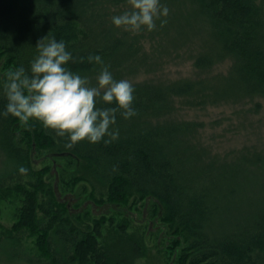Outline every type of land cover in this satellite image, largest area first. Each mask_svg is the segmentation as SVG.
Here are the masks:
<instances>
[{
  "label": "trees",
  "instance_id": "obj_1",
  "mask_svg": "<svg viewBox=\"0 0 264 264\" xmlns=\"http://www.w3.org/2000/svg\"><path fill=\"white\" fill-rule=\"evenodd\" d=\"M160 4L169 10L161 17L167 23L161 27L157 20L151 32L133 34L112 24V17L128 10L127 0H0V57L6 64L0 65V153L15 165L7 178L16 181L5 185L0 180V206L8 198L15 202L14 223L3 242L16 255L25 233L34 238L46 264H134L146 246L126 234L128 222L121 220L113 229L114 219L108 222L105 213L92 218L91 208L83 205L92 200L121 213L129 197L137 195L167 224L173 246H182L176 264H264V154L241 153L220 162L193 142L201 123L170 119L176 101L206 108L264 98V0ZM45 36L65 43L76 61L66 67L88 77L92 86L104 66L117 81L156 73L176 59L190 61L197 74L132 84L136 115L124 119L117 114L110 131L118 130V139L105 144L106 136L66 148L67 137L39 122L24 125L2 115L6 73L23 67L31 75L37 42ZM89 55H99L103 64L89 63ZM226 60L231 61L226 75L210 73ZM113 106L97 98V107ZM37 149L67 161L74 176L65 169L61 178L71 177L63 185L70 193L92 174L106 184V200L92 191L85 199L75 193L73 211L47 180L50 174L44 179L49 168L36 171L31 165L30 153ZM21 167L26 175L20 174ZM256 187L260 192L248 198L246 191ZM104 229L110 240L105 241Z\"/></svg>",
  "mask_w": 264,
  "mask_h": 264
},
{
  "label": "rangeland",
  "instance_id": "obj_2",
  "mask_svg": "<svg viewBox=\"0 0 264 264\" xmlns=\"http://www.w3.org/2000/svg\"><path fill=\"white\" fill-rule=\"evenodd\" d=\"M148 47L149 45L146 44V48ZM0 59V65L5 66L3 57H0ZM230 67L231 61L226 60L216 65L210 73L212 75H226ZM196 74L197 72L190 61L176 59L164 64L162 69L156 73H141L134 78L126 80L131 82V84H136L150 80L170 81L179 78H195ZM256 104L259 105L257 111ZM170 119L201 123L202 127L198 129L193 142L199 143L200 147L208 150L211 157L217 156L220 162L232 161L241 153L249 155L253 153L264 154V98H256L252 102L221 104L206 108H189L183 105L181 101H176V110L170 116ZM48 154L49 152L47 151L32 150L30 153L31 165L36 171L46 167L49 168V172L44 176V179L50 174V179L47 178V180L51 181L52 187L55 185L60 199L65 200L66 205L70 206L73 211L77 206L72 199L75 193L80 198L85 199V196L90 195L88 193L92 191L96 198L101 195H103V199L106 198V184L98 181L92 174L87 175L84 181L74 186L73 192L70 193L68 188L63 185L65 183L66 186L70 182L71 177L73 178L74 174H70L73 170L69 168L66 160L48 158ZM14 167L15 165L7 162L0 153V180L3 179L5 185L16 183L15 180L11 181V179L7 178L10 172L14 170ZM76 167H78V164ZM65 169L68 172L67 175L71 177H67L62 181L61 171ZM27 180L28 178L24 179L25 182ZM247 185H244V187L247 188ZM84 188L86 189V194L84 193ZM258 189L256 187L252 192L246 191L248 198L253 199L251 194L259 193L260 190ZM137 198V195L129 197L128 204L122 209L121 213L110 205L97 206L92 200L86 201L83 206L91 208L90 216L92 218L98 219L102 213H105L104 216H106L108 222L114 219L115 227L113 229H119L117 226L121 225V220L128 222L126 234L137 241L142 239L146 246V254L143 257H138L134 264H176L177 262L175 261L179 258L183 249L182 246H173L172 238H170L171 231L168 229L167 224L158 218L157 215H152L150 211L153 210V206L148 209L146 200H138ZM15 208V202L11 201L10 198L2 202L0 206V264H46V261L39 258L40 253L34 247V238L28 237L25 233L20 236L22 251L18 255L10 248L7 242H3L4 237L7 236V231L14 223ZM108 222L105 225L106 228L110 227ZM106 231L107 229H104L105 234L103 236H105V241L106 238L109 240L111 238V236H107ZM23 252L30 256L31 261H27Z\"/></svg>",
  "mask_w": 264,
  "mask_h": 264
},
{
  "label": "clouds",
  "instance_id": "obj_3",
  "mask_svg": "<svg viewBox=\"0 0 264 264\" xmlns=\"http://www.w3.org/2000/svg\"><path fill=\"white\" fill-rule=\"evenodd\" d=\"M128 10L112 17V24L126 32L139 34L151 32L160 20L163 27L167 21L168 8L160 0H127ZM38 55L31 62L30 73L20 67L6 73L4 90L7 98L6 110L22 124L29 121L39 122L43 128L52 130L58 137H67L66 148H72L81 141L98 143L104 137L105 144L115 141L119 131H110L119 113L124 119L136 115L132 107L134 87L126 79L113 78L107 66L101 68L92 86L88 77L69 70V61L76 62L66 50L65 43L54 37H43L37 42ZM85 58H79L83 62ZM89 63L103 64L99 55H89ZM97 98L113 107H97ZM20 174L26 175L27 169L21 167Z\"/></svg>",
  "mask_w": 264,
  "mask_h": 264
}]
</instances>
